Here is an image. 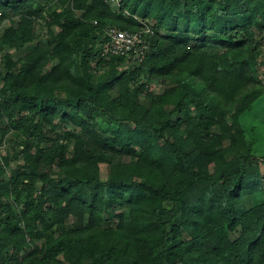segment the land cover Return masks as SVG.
I'll return each mask as SVG.
<instances>
[{
    "label": "trees",
    "instance_id": "1",
    "mask_svg": "<svg viewBox=\"0 0 264 264\" xmlns=\"http://www.w3.org/2000/svg\"><path fill=\"white\" fill-rule=\"evenodd\" d=\"M263 94L264 0H0V264H264Z\"/></svg>",
    "mask_w": 264,
    "mask_h": 264
},
{
    "label": "built area",
    "instance_id": "2",
    "mask_svg": "<svg viewBox=\"0 0 264 264\" xmlns=\"http://www.w3.org/2000/svg\"><path fill=\"white\" fill-rule=\"evenodd\" d=\"M153 32L148 24L135 32L109 27L106 30L108 42L105 53L126 56L132 61H142L149 47L148 35Z\"/></svg>",
    "mask_w": 264,
    "mask_h": 264
},
{
    "label": "rangeland",
    "instance_id": "3",
    "mask_svg": "<svg viewBox=\"0 0 264 264\" xmlns=\"http://www.w3.org/2000/svg\"><path fill=\"white\" fill-rule=\"evenodd\" d=\"M7 22L11 21L6 19L5 23ZM33 48L34 44L30 43L26 45L25 49L21 53L27 52ZM156 85L159 88L160 85L158 83H156ZM253 106L254 107H252V109L242 115L241 122L247 130L248 137L254 139L255 153L261 156L264 155V94ZM4 126L5 124L0 123V127ZM111 171L113 172V170H110L106 165L102 166L104 178L108 177ZM81 214L82 213L80 212L79 216H81Z\"/></svg>",
    "mask_w": 264,
    "mask_h": 264
}]
</instances>
